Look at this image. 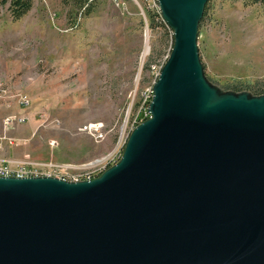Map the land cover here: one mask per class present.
<instances>
[{
  "label": "water",
  "instance_id": "obj_1",
  "mask_svg": "<svg viewBox=\"0 0 264 264\" xmlns=\"http://www.w3.org/2000/svg\"><path fill=\"white\" fill-rule=\"evenodd\" d=\"M173 46L150 118L97 178L0 177V264H264V96L219 95L208 0H157Z\"/></svg>",
  "mask_w": 264,
  "mask_h": 264
},
{
  "label": "rangeland",
  "instance_id": "obj_2",
  "mask_svg": "<svg viewBox=\"0 0 264 264\" xmlns=\"http://www.w3.org/2000/svg\"><path fill=\"white\" fill-rule=\"evenodd\" d=\"M68 1L34 0L16 21L0 7V165L70 166L76 171L64 173L66 181L78 182L84 172L94 179L115 165L130 133L149 119L144 98L173 33L165 23L150 28L143 0H98L87 17ZM196 45L203 75L219 95L264 96L256 91L264 88L260 4L210 0ZM93 123L104 126V140L80 131ZM118 151L115 163L99 162Z\"/></svg>",
  "mask_w": 264,
  "mask_h": 264
},
{
  "label": "built area",
  "instance_id": "obj_3",
  "mask_svg": "<svg viewBox=\"0 0 264 264\" xmlns=\"http://www.w3.org/2000/svg\"><path fill=\"white\" fill-rule=\"evenodd\" d=\"M143 2L148 5V9L150 11H154L160 14V9H159L157 0H143ZM162 66L163 64L158 66V69L155 72V78H154L155 80H157ZM151 99H152V91L146 94L144 98V104H143L144 108L143 109L145 110V119L150 118V113L148 111L147 105L150 103ZM20 105L23 108H27L29 106V101L27 99H21ZM80 131L85 133L86 135H88L90 138L94 139L97 142L104 140L106 137L105 128L102 124H99V123L86 124L82 126ZM118 153H119V156L111 155L110 157L101 159L99 162L102 163L104 162V160L107 161V159L109 158L110 163H115L120 158V152L118 151ZM96 163L97 162H95L94 164ZM87 167L88 166H86L84 169L88 170ZM74 170L75 169H73L70 166L63 167V166H58L56 164H46V165L38 166V167L28 165V164H20L15 168H10L9 166H6V165H0V177L24 178V177L43 176V177L62 178L66 180L68 179V176H65L64 173H68L69 175ZM84 174H87V176H84V178H86L87 180H91L92 177H94L92 175L90 176L89 172H84L82 176H79L78 178L76 177H72V178H76L77 181H80V179H83L82 177Z\"/></svg>",
  "mask_w": 264,
  "mask_h": 264
},
{
  "label": "trees",
  "instance_id": "obj_4",
  "mask_svg": "<svg viewBox=\"0 0 264 264\" xmlns=\"http://www.w3.org/2000/svg\"><path fill=\"white\" fill-rule=\"evenodd\" d=\"M33 1L34 0H0V7L7 5L12 20L16 21L24 17L32 9ZM97 1L98 0H69L68 2L72 4V6L77 10V12L81 16L87 17L94 10ZM251 1L260 4L264 8V0H251ZM209 2L210 0H208V2L205 5L203 16L199 23V26L202 20L206 16ZM148 17H149V26L151 29H155L156 27L165 28V24L162 21L159 13L154 11H149ZM256 91L257 94L264 95V88H257Z\"/></svg>",
  "mask_w": 264,
  "mask_h": 264
},
{
  "label": "bare ground",
  "instance_id": "obj_5",
  "mask_svg": "<svg viewBox=\"0 0 264 264\" xmlns=\"http://www.w3.org/2000/svg\"><path fill=\"white\" fill-rule=\"evenodd\" d=\"M162 18V17H161Z\"/></svg>",
  "mask_w": 264,
  "mask_h": 264
}]
</instances>
